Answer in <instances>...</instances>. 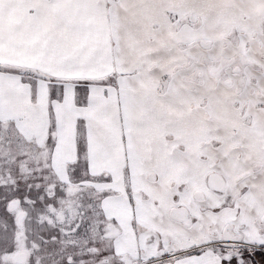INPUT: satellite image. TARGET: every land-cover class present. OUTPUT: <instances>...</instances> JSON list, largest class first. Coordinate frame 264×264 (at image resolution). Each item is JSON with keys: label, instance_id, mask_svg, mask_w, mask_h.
Here are the masks:
<instances>
[{"label": "snow or ice", "instance_id": "snow-or-ice-1", "mask_svg": "<svg viewBox=\"0 0 264 264\" xmlns=\"http://www.w3.org/2000/svg\"><path fill=\"white\" fill-rule=\"evenodd\" d=\"M0 264H264V0H0Z\"/></svg>", "mask_w": 264, "mask_h": 264}]
</instances>
